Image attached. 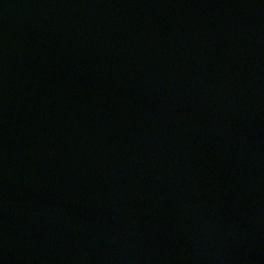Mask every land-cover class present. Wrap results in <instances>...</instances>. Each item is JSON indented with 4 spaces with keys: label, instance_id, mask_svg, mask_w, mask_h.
Returning <instances> with one entry per match:
<instances>
[{
    "label": "water",
    "instance_id": "water-1",
    "mask_svg": "<svg viewBox=\"0 0 264 264\" xmlns=\"http://www.w3.org/2000/svg\"><path fill=\"white\" fill-rule=\"evenodd\" d=\"M0 264H264V0H0Z\"/></svg>",
    "mask_w": 264,
    "mask_h": 264
}]
</instances>
